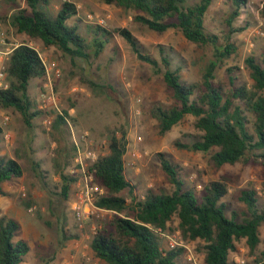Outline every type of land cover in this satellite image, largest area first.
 <instances>
[{
	"label": "rangeland",
	"instance_id": "rangeland-1",
	"mask_svg": "<svg viewBox=\"0 0 264 264\" xmlns=\"http://www.w3.org/2000/svg\"><path fill=\"white\" fill-rule=\"evenodd\" d=\"M74 3L77 15L70 24H77L79 32L88 36L87 27L99 25L109 30H129L144 50L155 56L162 45L170 56V69L180 68L182 80L200 84L202 73L213 61L210 46L188 42L182 34L170 29L157 34L133 21L134 12L97 0H48L45 10L55 14L63 2ZM196 0H189L188 4ZM264 0H247L245 8L234 20V25L248 23L241 33L233 36L236 55L217 64L216 84L228 88L226 69L237 67L236 85H252L249 72L244 68L248 56L264 54V19L259 9ZM25 6V0H0V72H4L11 50L24 42L33 47L46 62L56 63L60 76L54 82L60 109L68 111V121L76 133L86 132L97 157L107 154L112 133L126 135L127 149L123 157L125 177L135 186L133 194L121 193L128 203L142 200L149 192L170 193L173 186L162 171L158 154L181 169L185 189L196 194L211 181H222L227 186L223 202L229 212L244 213L245 205L239 200L242 190L254 189L259 205L264 204V167L258 165H223L216 168L207 153L194 152L175 146V142L189 144L196 131L194 118L186 116L164 135L158 134L157 121L151 114L155 105L171 106L172 95L166 90L160 76L140 62L126 42L114 35L100 56L89 65L63 55L54 47L46 48L39 41L19 35L10 26V16ZM233 11L231 0H213L204 17L206 31L218 35L220 42L227 31L226 19ZM90 16L91 18H87ZM3 83H7L5 77ZM42 78L29 82L28 94L38 108ZM54 113L35 118L31 129L10 109L0 108L2 140L0 156L16 160L22 167V176L2 186L5 196L0 197V218L14 219L19 223L15 240H23L29 247L21 264H105L97 259L90 242L98 230L109 229L117 217L125 213L100 211L78 220L73 211L76 183L70 186L67 198L62 196L60 173L69 174L74 166L75 151L67 125L61 131L51 129ZM51 119V124L47 120ZM73 148V149H72ZM160 236V246L167 249L169 238L175 236L183 245L182 264H205L204 242L182 237L178 219L174 217ZM264 240V225L259 229ZM229 261L252 264L251 256L241 239L235 243ZM263 249V243L258 250Z\"/></svg>",
	"mask_w": 264,
	"mask_h": 264
},
{
	"label": "trees",
	"instance_id": "trees-1",
	"mask_svg": "<svg viewBox=\"0 0 264 264\" xmlns=\"http://www.w3.org/2000/svg\"><path fill=\"white\" fill-rule=\"evenodd\" d=\"M133 11V21L157 34L170 29L179 31L188 41L198 46H210L213 61L202 73L200 84L182 80L180 68L170 69V56L159 45L155 57L147 53L134 35L125 28L113 30L99 25L88 26V36L79 32L77 24H70L77 15L74 3L63 2L55 14L45 10L48 0H25V6L10 16V26L19 35L39 41L46 48L54 47L71 61L89 65L97 59L106 44L118 35L130 47L137 59L147 64L154 75L160 76L174 100L173 105H155L152 116L158 125V134L164 135L186 116L194 118L196 134L189 144L175 142L181 149L207 153L215 150L211 161L216 168L223 165H258L264 167V54L248 56L244 68L249 72L252 85H236L237 67L226 69L228 88L213 81L215 68L237 53L233 36L243 32L249 24L235 26L234 20L245 8L247 0H231L233 11L227 16V31L220 42L218 35L206 31L204 17L213 0H97ZM264 19V2L259 9ZM6 88H0V108L17 114L24 126L31 129L35 118L53 113L37 108L28 94L29 82L44 77V65L39 53L22 42L9 53L6 67ZM62 115L55 114L51 124L53 131H61L66 125ZM0 127V142L2 140ZM73 149V148H72ZM127 149L125 132L112 133L107 144V154L99 156L88 167L94 182L103 189L97 197L96 207L125 213L110 224L109 229L98 230L90 242L94 256L105 264H182V247L165 250L160 246L159 232L167 229L174 217L178 230L185 239L204 242L205 264H236L229 261L235 251V243L241 239L251 256L252 264H264V240L259 229L264 225V204L259 205L254 189L242 190L239 200L246 211L229 212L223 202L227 186L222 181H211L196 194L185 189L181 169L171 163L164 154L158 159L162 171L173 186L170 193L149 192L142 200L128 203L121 196L133 194L135 186L125 177L123 157ZM22 167L14 159L0 156V197L2 188L22 176ZM62 196L67 198L70 186L76 179L60 173ZM20 226L11 218H0V264H21L29 251L27 243L15 240ZM263 243V249L258 250ZM43 264H47L44 262Z\"/></svg>",
	"mask_w": 264,
	"mask_h": 264
},
{
	"label": "built area",
	"instance_id": "built-area-1",
	"mask_svg": "<svg viewBox=\"0 0 264 264\" xmlns=\"http://www.w3.org/2000/svg\"><path fill=\"white\" fill-rule=\"evenodd\" d=\"M87 18L91 17L87 16ZM41 60L44 65V77L39 95L38 108L44 111H51L57 115H62L59 99L54 90V82L59 78L60 71L56 63H46L42 58ZM4 79L5 73L0 72V88H6L7 86L3 83ZM64 122L70 130L75 151V157L73 159L74 166L69 170V176L76 179L77 193L72 209L78 220H80L85 216L94 215L103 211V209L95 205L97 197L103 194V189L94 182L92 174L88 171V167L94 163L98 157L91 147V140L89 139L88 133H76L67 118H64ZM47 123L51 124V119H48ZM159 235L162 236L163 233L159 232ZM169 239L170 241L168 242L166 250L183 247L175 236Z\"/></svg>",
	"mask_w": 264,
	"mask_h": 264
}]
</instances>
